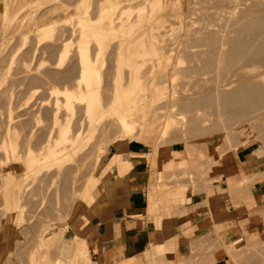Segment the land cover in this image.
Wrapping results in <instances>:
<instances>
[{"label":"rangeland","instance_id":"obj_1","mask_svg":"<svg viewBox=\"0 0 264 264\" xmlns=\"http://www.w3.org/2000/svg\"><path fill=\"white\" fill-rule=\"evenodd\" d=\"M7 1L11 6V15H16L17 18L12 22H6L8 24L5 25L0 17V30L4 31H0V132L3 131V126L7 125L6 122L8 123V113H10V107H14L15 109L13 108V113H15L17 121L23 120L26 124V130L25 132L21 133L20 137L21 143L25 142L21 144L23 147H21V153L25 152V156L21 153L20 154L24 156V159L26 158V151H24V148L25 145L27 146L26 141L28 140L29 142V139H27V136L24 133H27L29 130L33 129L35 130L36 133H34L36 135L33 137L34 139L32 138L30 140V145L33 147L34 153L38 156V153H40L44 145L47 144V141L44 140H47L48 132L51 133L48 136H54V139L52 138L53 142L58 141V129L54 127V115L58 105L60 106L58 120L62 124L69 120L73 127L70 132L72 139L70 138L68 141L63 142L64 146L67 143L66 150H68L67 152L64 150V154L60 155L57 159H60L62 156L63 157L61 159H63L65 155L69 154L74 155V159L64 166V168H61V171L52 168V166L56 168V164H46V162L43 163L45 165L43 168L45 167L46 170H44V168V171L40 172L39 176L37 173V175H26L27 177L24 178L25 174L22 172L20 173L18 179L21 180L20 182L24 183L25 185L22 191V199L19 200L16 206L24 209L23 215L25 217V222L23 223L24 225L18 229L19 231L13 230L9 238L5 241L4 245L0 246V264H32L31 255L33 252L38 251L37 244L39 240L41 238L46 240L51 234H54V231H58L62 227H67V223H71V221H73L77 212L84 211L85 208L82 207V205L87 204L84 196L88 191L92 190L93 185L96 183L95 177L99 170V167L96 168V164L98 163L99 159L101 160L103 153L108 150L111 144H115L118 148H120L125 146L129 140H134L129 137H118L120 134V127L117 119L114 117V112L120 108V102L125 95L124 92L128 88L129 78L126 76L130 77V74L133 71L132 66L128 65L127 63V55L125 53L126 51H124L123 48L116 47L118 44L120 46L121 44H126L128 40L133 39L140 40V42L151 41L154 39L150 35L153 31H156L157 33L161 31L160 33L164 35H160L161 38L158 37L157 39H160V41H156L158 45L161 42L160 47H162L160 52H163L159 53L158 56L155 55L158 58H155L154 56L153 59V57L150 56L151 58L149 57L146 60L145 65L142 67L141 75H143L144 80L145 78L149 80L155 77V80L160 82L159 86L165 91V96L161 98L160 101H157L154 105H148V107H150V118L154 120V122L149 121L146 123L144 131L149 138L145 139L144 141L143 139L138 140L148 144L152 150L155 149L154 147L156 146V149L154 150V153L156 154H158L159 150H162L163 153L161 155L166 159L163 170L160 173V182L157 187L152 189L157 190L156 195L158 197L160 194H162V196L167 198H175L179 188L185 192L183 187L189 186H192L195 191L207 190L208 195L211 196L217 191L213 190L214 185L227 182L230 184V187L234 186L236 183L239 185V181L243 177L236 178V176L234 177L231 174L232 170L230 168L229 160L231 151L237 148L236 146L234 148L235 142L238 147L242 145H251V148L258 147L261 150V153H264V137L261 138V134H264V116H262L264 115V108L263 110H259L258 107L257 110H259L260 113L255 110V112H251L249 115L244 114L243 116L241 115L240 118H238L239 116L237 118L235 117L234 120V118L222 106H219L216 103L185 108L180 104V100H177L187 93H190L192 90H201V87L203 86L206 79H210V81L206 80L207 82L205 83H210L213 79H215H212V77H216L213 75H217V71L211 72L210 70L199 68L204 62H201L203 60V52L202 57H200L201 53H195L198 51V48L199 50L201 49L200 52L203 51L202 48L204 45H196L197 47L195 45L192 46L191 44L194 43L192 37L195 38V34L189 35L191 33H189V30H187L189 26L193 27L194 25L197 27L201 23V20L200 23L196 21L198 20V15H193L194 10V14L195 12L199 11L198 9L200 7L198 6L202 7L201 0H181V3H179L181 8L179 16L176 12H174L175 10L171 8L174 6L173 0H156L153 8L150 6L151 2L149 0H139L141 4H139V1H136L135 3H138L134 4L136 6L135 9L134 5L131 8L132 12H130L131 9L128 10V13H123L122 10L119 11L121 15L115 19V22L119 24V27L122 23L125 25L121 28L116 27L114 29V31H116V33H118L120 36L117 34V38L111 37V39H109L110 41L108 40L110 43L107 42L108 44L106 43L107 45L104 47V49H106L104 50L105 52L101 61V77L96 90L98 106L99 108H104L106 111L105 117L102 119L98 109H96V111L90 115L87 114L86 111L84 112V105H86V103L80 101L76 102V107H74L72 110L67 109L64 105L65 95L63 89L66 85L70 88L71 86L76 87L75 85L77 84L75 83L79 82V79H75L79 78L78 69L80 70V60L78 61V46L81 38L77 37L79 36L78 33L80 31V27L78 28V23L76 25L77 16L75 14L78 15V12H82L80 10H83L82 8L88 4L92 14V16H90L94 18L98 15L100 9L107 3L106 0H85L87 2L89 1L87 4H82L81 0H59L54 2L53 0ZM230 1L231 0H229V2ZM238 1L240 0H235V2ZM229 2L227 1L225 5L232 8L233 4H229ZM52 5L54 6L52 7ZM236 5H234V9ZM240 5L241 4L237 6ZM139 7L144 9V12H141L142 18L139 16L140 12L137 10ZM233 8L229 10H234ZM151 9H153L152 14H154V16H158L157 19H154V16L152 17ZM170 9L171 12L168 11ZM143 13L147 14V17H145L146 15L144 14V16ZM171 13L173 15H171ZM44 14L46 16H44ZM175 14L177 17L174 16ZM65 17L72 18L66 21L64 19ZM127 17H129V19ZM165 17H167V20ZM194 18L196 20H194ZM117 19H121V21H116ZM123 19L124 21L122 22ZM51 20H58V24H56L55 28V31L58 32L54 31L53 36L41 39L37 35V26L41 23H46ZM186 22L189 26L186 24ZM65 23L67 24L65 25ZM151 23L155 24H152L153 27L159 26L160 30L158 31L159 27H155L154 29L151 26ZM169 24L171 26L168 27ZM67 25H70V27ZM24 26H28L27 29L24 30ZM59 27L61 28L60 30L58 29ZM71 29L74 31L72 32ZM162 29L166 30V33ZM167 29L171 31H168L167 33ZM187 31L188 34H185ZM23 34H26V38L23 37ZM54 36L57 37L55 38ZM187 37L190 41H192V43L189 42ZM186 38L190 43H188L189 46H187V48L190 47L191 49L189 48L188 53L186 48L187 51L185 50V52L189 55L184 54V52L181 50L182 48H180L183 46L181 45L182 41H184V39L186 40ZM165 44L166 47L164 48L163 46H165ZM66 45H68V52L63 54L62 51ZM95 47H97V43L93 42V44H91L92 54L97 52V48ZM168 47L170 49H168ZM226 47H228V45H226ZM166 48L170 51L169 53H167L168 51L166 52ZM163 53L167 54L164 55ZM190 54H193L194 57H192ZM147 56L148 55H146V57ZM197 57L201 58L202 60L198 59ZM194 58L197 60H194ZM179 60L183 61L180 63ZM115 61L117 62L116 64ZM140 63L141 62L138 63L137 60L133 65ZM196 63H198V66H196ZM192 64H194L195 67ZM190 65L193 66L194 70L190 67ZM234 66L237 67V65ZM187 67H190L191 71L187 69ZM196 67L198 68L195 69ZM236 67L232 68V70L231 68L222 69L224 72H228L225 73L226 76L223 75L222 78L228 77L224 78L226 80L235 79L234 76L236 77L237 75H235V73L232 71L236 72ZM226 69L230 71H225ZM203 70L210 72L205 73ZM103 71L105 73L104 75ZM219 72L221 71L219 70ZM125 79H128V81H125ZM124 82L127 83L124 84ZM235 84L237 83H234V86L232 83L231 86L235 87ZM111 87L112 89H115L111 90ZM112 92L119 93H114L115 95H113ZM146 92L150 93V90H146ZM112 95L115 98H113L114 100L112 99ZM146 96L147 94L144 95V97ZM261 106L264 107V103L263 105H260V108L262 109ZM27 108L30 109V111ZM137 113L142 115L141 110H138ZM256 118H258L259 121H257L258 119L254 120ZM14 119L16 120V118ZM2 121L4 123H2ZM258 122L259 124L261 122L263 127L261 124L259 125ZM154 123L157 124V129L155 131L151 129V126L154 125ZM250 123H252L254 126ZM79 132L81 134L83 133V137L78 136ZM231 133H233L234 136ZM235 133L237 135L236 137ZM226 134H231L232 136ZM227 136L230 137V141L227 140L229 139ZM74 139L76 141L79 139V143L77 142L76 144ZM42 140L45 143H43ZM242 140H246V143L239 144V141L242 142ZM69 142H71L70 146L72 147H68L70 144ZM42 144L43 147L40 148ZM173 147H176L179 150H174L172 149ZM101 148H104L103 153H101ZM2 150L3 148L0 145V156L2 154ZM222 151L224 152V157L220 160V154ZM42 161L43 160L38 162ZM6 168L7 167L0 165V173H2V169L6 170ZM35 168L36 167L33 168V172ZM222 168L227 172L230 170L229 174L231 175L224 176L226 173ZM249 184L250 179L247 178L243 185L248 186ZM167 188L173 189L167 190ZM1 189H4L2 182L0 183V199L2 198L0 200V225L4 219V206L2 203L5 199ZM246 194V191L237 193L234 190V192L228 195L229 197L233 198V205L237 214V220H232L230 223V225L236 229L232 236L228 238L223 233H220V230L223 229V227H218L214 232L201 237H186L185 240L180 237L179 243L182 241L187 243V250L185 253H180V251L177 252V254L168 258L167 263L214 264L218 260L216 259V255L219 254L220 256L224 255V257H221V259H223V264H254L256 260L257 262L255 264H264V231L259 230L256 225L258 220L261 218L262 221H264V206L261 210L246 211L248 207L246 208L245 205L240 202V198L246 199ZM185 199L186 197L184 193L182 200ZM228 226L229 224L224 225V227ZM251 226L253 229H251ZM164 230L166 231L165 228ZM172 231L174 230L172 229ZM164 237L165 236L159 237V240L163 239ZM241 237L243 238L241 239ZM234 240L236 241L235 244H233ZM66 242L67 241L65 238H63L59 245L54 246L53 256L55 259H57V256L60 254L64 253V246L66 245ZM152 242H154V240ZM230 244L233 245L232 249H235V253L238 254L236 255L235 259L230 253H228L227 247H230ZM253 257L254 259H252ZM151 258L154 259L151 256L148 257V260L150 261ZM157 260L162 262L163 259H155L156 262H158ZM48 263L49 262L46 261V263L44 262L41 264Z\"/></svg>","mask_w":264,"mask_h":264},{"label":"bare ground","instance_id":"obj_2","mask_svg":"<svg viewBox=\"0 0 264 264\" xmlns=\"http://www.w3.org/2000/svg\"><path fill=\"white\" fill-rule=\"evenodd\" d=\"M54 1H59V0H53V2ZM81 1H82L81 2L82 4H87L89 2V1L87 2L85 0H81ZM136 1H139V0H106L107 3L100 9V12L98 13L97 16L95 15L96 17H94V18L91 17L92 14L90 12V8H89L88 4L82 8L83 10H80L82 12H80V13L78 12V15L75 14L77 16L76 17L77 18L76 25L78 23L77 26H78V28L80 27L79 28L80 31L78 33L79 36H77V37L81 38L79 46H78L79 56L77 55L79 58V59L77 58L78 61L80 60V70L78 69L79 78L75 79V80L79 79V82L75 83V84H77V85H75L76 87L71 86V88H70L69 86L66 85L65 88L63 89L64 95H65V98H64L65 104L64 105L67 109L72 110L74 107H76V102L80 101V102L86 103V105H84L85 106L84 112L86 111L87 114L90 115L91 113L96 111V109H98L100 111L101 119L103 117H105L106 111L104 110V108H99L98 102H97V96H96L97 86L99 84V80L101 77V61H102L103 54L105 52L104 50L106 49V48L104 49V47L108 43H110V42H108V40L111 39V37H116L119 35L118 33H116V31H114V29L116 27H119L118 26L119 24H117V22H115V19L121 15V13H119V11L122 10L123 13H125V12L128 13V10H130L134 4L138 3V2L135 3ZM145 1H148V0H145ZM149 1L151 2L150 6H152V8H153L154 4L156 3V0H149ZM227 1L229 2V0H201L202 7L198 6V7H200L198 9L199 13L195 12V14H194L195 10L193 11L194 16L198 15L197 16L198 20H196L195 18H194V20L198 21V23H200V20H201V23L197 27H195L194 25H193V27H191L186 22V24L189 26V28H187V30H189V33H191L189 35L195 34V38L192 37L194 43L191 45L192 46L193 45H195V46L196 45H204V47L202 48L203 51L200 52L201 49L199 50V48H198L197 52L195 51L196 52L195 54H197L198 52H199V54L201 53L200 57H202V52H203V60L201 58L197 57L198 59L202 60L201 62L204 61L203 65H201L202 64L201 62H199V63H201L200 64L201 66L199 68H202L205 70H210L211 72L217 71L216 72L217 75H213L216 77H212V79L213 78H215V79H213V80L211 79L212 81L210 83L209 82L205 83L207 81H210V79H208V80L206 79L207 81L205 80L204 84L202 83L203 88L201 87V90H196V91L192 90L190 93H187L186 95L180 97L177 100H180V104L182 105V107H185V108H191L193 106H201V105H205V104L216 103L217 105L222 106L235 120V117L237 118L239 116L238 118H240L241 115L242 116L244 114L249 115V113L255 112V110L259 112V110H263V108H264L263 106H261L262 109L260 108V105H263V103H264V0H240L238 2H235V0H231L229 2V4H231V3L233 4L232 8L234 7V5H236V3H237V5L241 4L240 6L236 5L235 9L233 8L234 10H229L232 8L225 5ZM76 2H78V1H76ZM173 2H174V6H172L171 8H173V10H175L174 12H176L177 15L179 16L180 15V9H181L179 3H181V0H179V2H178V0H173ZM68 3H69V1H68ZM139 4H141V2ZM53 6L54 5H52V7ZM137 6H139V5H137ZM126 8H128V9H126ZM135 8H136V6L134 7V9ZM137 10L140 12L139 16H141V18H142L141 12L144 9L142 7H139V8H137ZM97 11H98V9H97ZM168 11L171 12V9ZM47 12H49V11H47ZM130 12H132V9ZM133 12H134V10H133ZM152 12H153V9H151V15L153 17L154 14H152ZM224 12H226V13H224ZM62 13H60V14H62ZM123 13H122V15H123ZM145 13H143V15ZM148 13H149V11H148ZM57 15H59V14H57ZM145 15L144 16L147 17V14H145ZM166 15H168V14H166ZM171 15H173V14L171 13ZM44 16H46V15L44 14ZM174 16H176V14ZM0 17L3 20L5 25L8 24L6 22H8V21L12 22L17 18L16 15H11V6L9 5L7 0H0ZM145 17H143V18H145ZM71 18L65 17L64 19L66 21H68ZM127 18L129 19V17H127ZM153 18L157 19L158 16H154ZM165 18L167 20V17H165ZM169 18H170V16H169ZM188 18H190V17H188ZM118 20L121 21V19H117L116 21H118ZM178 20H179V18H178ZM194 20H192V21H194ZM123 21H124V19L122 20V22ZM170 21H172V20H170ZM189 21H191V20H189ZM57 22H58V20H51V21H48L46 23H41L36 28L37 35L41 39L53 36L55 28H56V24H58ZM130 22H132V21H130ZM188 23H190V22H188ZM191 23H195V22H191ZM66 24L67 23H65V25ZM68 24H70V23H68ZM152 24L155 25L154 23H151V26H152ZM124 25L125 24L122 23L119 28L123 27ZM190 25H192V24H190ZM67 26L70 27V25H67ZM169 26H171V25L169 24L168 27ZM27 27H25L23 29L25 30V29H27ZM60 27L58 28L59 30L61 29ZM155 27H159V26H155ZM155 27H153V28L155 29ZM62 28H63V26H62ZM159 30H160V27H159L158 31ZM162 30H164V29H162ZM71 31H72V29H71ZM76 31H77V29H76ZM165 31L166 30H164V32ZM168 31H171V30L167 29V33H168ZM55 32H58V31H55ZM160 32L159 33H157L156 31L151 32L150 35L155 40L152 39L151 41L140 42V40L133 39V40H128V42L126 43L127 46H126V44H123V45L121 44L120 46H119V44L116 45V47L123 48V50L126 51L125 53L127 55V59H126L127 63H128V65L132 66V69H133V71L130 74V77L126 76L127 78H129V83H128L127 90L126 91L124 90L125 95H124L122 101L120 102V108L114 112V117L117 119V122L119 123V127H120V134L118 135V137H129V138L134 139V140L143 139V141L145 139L149 138L145 134L144 130L146 127V123L149 121L154 122V120H152L150 118V114H149L150 107H148V105H154L157 101H160L161 98H163L165 96V91L163 90V88H161L159 86L160 82L156 81L155 77H153L149 80H147L145 78V80H144L143 75H141V73H142V67L145 65L146 60L150 56H152L154 59L155 55L158 56L159 53L163 52V51L160 52V49L162 47V46L160 47L161 42L159 43V45L156 43V41H160V39L157 40L158 37L161 38V36H164ZM185 34H188V31ZM0 35H1V33H0ZM23 35H24L23 37L26 38V34H23ZM62 37H63V35H62ZM69 37H71V36H69ZM176 38H177V36H176ZM187 38H186V40L184 39V41H182L181 45H183V46L180 47V48H182L181 50L184 52V54L189 53L190 47L187 48V46H189V44L192 43V41H190L188 38V40L190 42L189 43L187 41ZM181 40H183V39H181ZM75 41H76V39H75ZM161 41H163V40H161ZM57 42H58V38H57ZM62 42H63V40H62ZM93 42L97 43V47H95V48H97L96 49L97 52H95L94 54H92V51H91V44H93ZM148 42H150V43H148ZM166 44H165V46H163L164 48L166 47ZM226 45H228V47H226ZM63 47H64V45H63ZM174 48H172V49H174ZM186 48L188 50V53L185 52ZM113 49H115V48H113ZM168 49H170V48L168 47ZM165 50H166V52L168 51L167 53L170 52L169 50H167V48ZM116 51H117V49H116ZM62 52H63V54H66L68 52V45H66L65 48H63ZM117 53H119V52H117ZM167 53H165V54L163 53V54L166 55ZM190 53H191V51H190ZM108 55H110V54H108ZM146 55H148V56L146 57ZM190 55L192 57H194L193 54H190ZM157 56H155V58H158ZM189 58H190V56H189ZM137 60H138V63L139 62H141V63L133 65ZM191 60H193V59H191ZM194 60H197V59L194 58ZM181 61H183V60H181ZM181 61H180V63H181ZM116 63L117 62L115 61V64ZM193 63H194V61H193ZM192 65L194 66V64H192ZM234 65H237V67ZM113 66H114V64H113ZM193 66L190 65V67L192 69H193ZM196 66H198V63H196ZM190 67H187V69L190 70L191 69ZM234 67H236V72L235 71H232V72H234L235 75H237L236 76L237 78L235 76H234L235 79H232V80L224 79V78H228V77L222 78L223 75L226 76L225 73H228V72H224V70H222V69L231 68V70H232V68H234ZM197 68L198 67H196L195 69H197ZM111 69H113V68H111ZM205 70H203V72ZM219 70L222 73L223 72L224 73L222 74L221 72H219ZM227 70L228 69H226L225 71H227ZM105 71H106V69H105ZM210 71H208V72L205 71V73H209ZM228 71H230V70H228ZM78 72H77V74H78ZM104 74L105 73L103 71V75ZM110 76H111V74H110ZM230 79H231V77H230ZM125 81H128V79L127 80L125 79ZM109 83H111V82H109ZM125 83H127V82H124V84ZM232 83H233V86H234V83H237V84H235L236 85L235 87H232L231 86ZM110 86H112V85H110ZM113 89H115V88H113ZM113 89L111 87V90H113ZM146 90H150V93H147ZM116 91H117V89H116ZM97 93H98V91H97ZM112 93H113V95H115L117 92L116 93L112 92ZM146 94H147V96L144 97V95H146ZM98 97H99V94H98ZM113 98H114V96L112 97V99ZM118 98H119V96H118ZM113 105H115V104H113ZM11 107H10V113H8L9 114L8 123L6 122L7 125L3 126L4 129H2L3 130L2 132H0V134H1L0 137L2 136L0 145L3 148V150L1 151L2 154L0 156V165L7 167L6 170L2 169V173H0L1 174V180L0 181L2 182V185L4 188V189H1V191H3L2 194L5 197V199L3 198L4 202L2 200V202H3L2 204L4 206V217H3L4 219L2 220L3 222L0 225V246L4 245L5 241L9 238V236L11 235L13 230L20 229L24 225L23 223L25 222L24 221L25 217L23 215L24 209L23 208L21 209L18 206H16L18 204L19 200L22 199V191H23V188L25 185L24 183L20 182L21 180L18 179L20 176V173L22 172L25 174L24 178L27 177L26 175H32V174L37 175V173L39 176L40 172L46 170L45 167H44L45 169L43 168V166H45L43 163H46V162H47L46 164H50V163L56 164L57 165V166L55 165L56 168H54V166H52V168L56 169L58 171H61L62 170L61 168H64V166H66L68 163H70L71 160L74 159V155L69 154V153H68L69 155L64 156V158L67 156L65 159L64 158L61 159L63 156L60 158L61 160L57 159V158H59L60 155L64 154V150H66V148H67V146H66L67 143L64 146L63 142L68 141L70 138L72 139L70 132H71L72 127H73L69 120L67 122H65L64 124H62L58 120V112H59L60 106L57 105L56 112L54 115V124H55L54 127H56L58 129V135H57L58 141L53 142L52 138L54 136L53 137H51L52 135L48 136L49 134H51L50 132H48L47 140L46 139L44 140V141H47V144L44 145V147H43V144H42V146H40V148L41 147H43V148L41 149V152L38 153V156H37L33 151V147L30 145V140L33 137H35L36 132L33 129L29 130L30 132L26 131L27 133H24V134L27 136V139H29V142H28V140L26 141L27 146L24 144L25 145L24 151H26V158L25 159L23 158L25 156L24 155L25 152L21 153V147H22L21 144H23L25 142L21 143L20 137H21V133L25 132V130H26L25 129L26 124L24 123L23 120L20 121L18 119L19 121H17V117L15 116V113H13L14 107H12V108ZM104 107H105V105H104ZM258 107H259V110H257ZM28 110L30 111V109H28ZM138 110L142 111V115L137 113ZM254 114H256V113H254ZM18 116H19V114H18ZM262 116H264V115H262ZM14 118H16V120ZM258 118L254 119V120H257ZM257 121H259V119ZM4 122H5V120H4ZM4 122L2 121V123H4ZM262 123H263V121H262ZM0 124H1V122H0ZM250 124H252V123H250ZM258 124H259V122H258ZM260 124H261V122H260ZM156 125L157 124L154 123V125L151 126V129H153L155 131L157 129ZM263 125H264V123H263ZM263 125H262V127H263ZM34 126H35V124H34ZM262 131H263V129H262ZM231 132H232V130H231ZM233 132H236V131H233ZM80 134L81 133L79 132L78 133L79 137L82 136L83 133L81 135ZM231 134H233V133H231ZM25 135H24V137H25ZM226 135H229V134H226ZM261 135H262L261 138L264 137L263 133ZM229 136H227V138ZM233 136H234V134H233ZM236 136L237 135L235 133V137ZM78 140L77 141L75 140L76 144H77V142L79 143ZM227 140L230 141V137ZM42 141H41V143H42ZM44 141H43V143H45ZM245 141L246 140H242V142L239 141L240 143L239 142L238 143L239 144L246 143ZM69 143L70 144L68 145V147L71 145V142H69ZM31 144H33V143H31ZM38 145H40V144H38ZM231 146H232V144H231ZM235 146L238 147L236 145V142H235L234 148H235ZM70 147H72V146H70ZM40 148H39V150H40ZM154 148L156 149V146ZM101 149H102L101 153H103L104 148H101ZM155 149H153V151ZM229 149H230V147H229ZM67 150H66V152H67ZM22 152H23V150H22ZM20 153L23 154L24 156L21 155ZM223 153L224 152L222 151V153L220 154V160L224 157ZM41 160H43V161L38 162ZM100 165H101V160L99 159L98 163L96 164V168L100 167ZM34 167H36V168L34 169V172H33ZM246 179H247V176L243 177L239 181V185H242ZM90 192L91 191H88L86 194L84 193L85 194V196H84L85 201L87 203L93 199ZM152 193L157 194V190H152ZM183 196H184V191L179 188L177 196H175L174 199L182 200ZM20 206H21V204H20ZM163 224L166 225L165 222H163ZM64 231L65 230L55 232V234L53 235L54 241H60L62 236H63ZM39 234H40V232H39ZM242 238L243 237H241V239ZM179 241H180V237L177 235L165 236L163 239H161L159 242V244H160L159 247L165 248L166 251H168V252H167V254H165L166 256H165V258H163L162 262L161 261L159 262L158 260H157L158 262H156L155 259L151 258L150 263L151 264H168L167 260H168V258H170L174 255ZM238 241H239V238H238ZM235 242L236 241L234 240L233 244H235ZM49 243L50 242L41 238L37 244V248L39 250L42 248L44 249L47 245H49ZM152 243H156V240H154V242H152ZM232 247H233V245L230 244V247H227V250H228V253H230L231 256L235 259L236 255H238V254L235 253V249H232ZM149 250H148V252H146L147 253L146 256L148 255L151 257L152 254ZM5 253H6V250H5ZM46 254H47L46 252L40 253L38 256V251L33 252L31 255L32 264H40L42 262V260H44L46 258ZM146 256H145V258H146ZM221 257H224V255H221V256L219 254L216 255V259H218V260H220ZM225 257H228V256H225ZM52 258H53V256H52ZM261 258H262V256H261ZM252 259H254V257ZM256 262H257V260H256Z\"/></svg>","mask_w":264,"mask_h":264},{"label":"crops","instance_id":"obj_3","mask_svg":"<svg viewBox=\"0 0 264 264\" xmlns=\"http://www.w3.org/2000/svg\"><path fill=\"white\" fill-rule=\"evenodd\" d=\"M162 153V150L154 153L148 144L138 140H129L120 148L111 144L101 157L96 183L90 192L93 199L82 205L85 209L88 206L87 209L77 212L73 221L67 223L69 228L54 231V234L66 231L60 240L65 238L67 241L64 253L57 259L53 256L54 246L61 242L54 241L52 234L46 239L49 245L38 249V256L47 253L41 263L150 264V256H146L149 249L151 256L160 260L168 252L159 247V237L177 235L185 240L186 237L207 235L218 227H223L220 233L228 238L232 236L236 229L230 223L237 220V214L233 198L228 195L234 190L237 193L246 191V199L240 198V202L248 207L246 211L261 210L264 206V154L258 147L242 145L229 155L231 174L236 178L247 176L250 179L248 186L236 183L230 187L228 182L220 183L214 185L213 190L217 191L211 196L207 190L183 187L185 200L151 193L160 182L166 162ZM223 171L224 176L231 175L230 170ZM225 224L229 226L224 227ZM256 225L264 231L262 218ZM153 240L156 243H152ZM186 244L180 242L174 255L179 251L185 253ZM222 262L220 259L214 264Z\"/></svg>","mask_w":264,"mask_h":264}]
</instances>
